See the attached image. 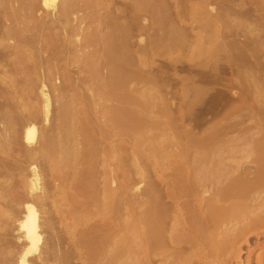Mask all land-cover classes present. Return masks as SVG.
Here are the masks:
<instances>
[{
    "label": "rangeland",
    "instance_id": "obj_1",
    "mask_svg": "<svg viewBox=\"0 0 264 264\" xmlns=\"http://www.w3.org/2000/svg\"><path fill=\"white\" fill-rule=\"evenodd\" d=\"M9 1L0 0V57L2 56L0 79L3 78L4 81L0 80V130L3 133L6 129L4 131L6 134H0L4 136V138L0 136L2 142L6 138L5 143L3 142L5 151L4 148L1 149L2 151L0 150V193L2 194L0 196V264H20L19 261L23 254H26L22 258H25L27 264H141L139 261L141 262V258H143L144 250L140 247L143 246V243H141V227L139 228L140 222L138 221L144 205L142 193L146 181L144 176L152 175L150 176L151 189L163 185H161L162 182L155 179V176L166 168V178L169 173H177L180 170V173H185L183 175H194L196 179L200 176L207 177L205 181L208 180V182L221 179L218 183L222 184L218 185H223L225 180L237 176L238 173L243 174L244 172L246 178H250L259 168L264 169V0H66L67 2L54 0L53 5L56 4V6L49 5L48 9L45 8L46 6H42L40 0H11L12 4ZM61 2L65 6L67 5V9L65 7L66 10L62 12L60 11ZM31 5H36L35 8L40 12L36 9L29 10L34 8ZM12 7L14 14L11 11ZM26 11L29 15L33 12L34 16L27 15ZM72 13H75L76 18L79 16L80 18L74 20ZM53 14L59 18L60 23L53 17ZM43 16L46 17V21L52 18L51 27L50 22L45 21L46 24H43L45 23L44 18H41ZM101 16L103 18H100ZM17 18L21 19L23 24L25 20L24 26L27 27L26 31L24 30V35H22L23 31L22 34L19 32L18 36L12 37V40L14 39L12 41L7 37L10 36L11 27H15L14 23ZM39 18L43 22L38 20V24L36 20ZM93 18H98V20ZM18 19L17 21H19ZM28 20L30 23L26 22ZM115 21H117V25ZM102 22L104 26L101 25ZM124 25L128 27L124 28ZM112 27L113 30H110ZM108 28H110L109 31H107ZM103 31L109 32L112 36L115 34L113 38L110 35L109 46H105L104 40L99 37V35L102 36ZM127 33L128 36H126ZM68 40L70 41L68 42ZM86 40L91 42H86ZM35 42L37 43L35 44ZM22 44L25 49L22 48ZM113 45L117 47L114 48ZM104 46L110 52L105 50ZM43 49L47 51L45 52ZM23 50L34 52L35 58L32 55L33 57L28 61L25 59V61ZM104 50L105 53L107 51L112 55V57L109 56L114 63L106 62L104 61L105 57H100L105 55ZM112 58L116 61H113ZM68 61L69 63H67ZM96 62H101V65L97 64L104 67L101 69H109L114 65L115 68L121 63V68H127L126 70L121 69L124 73L126 71V75L123 76L129 77L128 79L123 77L127 82L124 80L125 82L121 85L122 80H120L117 85H120V88L113 90V85H110L112 84L110 81H113L109 74L110 71L108 74L106 73L108 76L110 75V81L106 80V74L102 75L103 72H100V69L96 78V73L91 72L97 70L94 68L96 64L93 65ZM81 63L89 67L88 70ZM64 64L65 66L69 64V67H65ZM91 65L94 66L92 70H90ZM118 66L116 68L120 67ZM64 67L68 71L64 70ZM114 68L112 69L114 70ZM22 69L26 72H23ZM32 69L33 71L37 69L35 71L38 74L32 73ZM44 70L52 71L50 72L52 73L51 79H49L48 72L46 73ZM74 70L75 72H73ZM58 71L59 74H57ZM64 71H66L65 74ZM114 72L117 73V70ZM114 72L112 71V73ZM4 73L7 75L4 76ZM119 74L121 75L120 72ZM73 75L76 76L69 79V76ZM79 75L82 81L78 78ZM10 76L13 80L10 79ZM103 78L105 82L102 80ZM10 80L11 82H8ZM49 83L51 84L49 85ZM108 89H112V93H107ZM30 94L32 95L30 96ZM59 94L60 97L62 96L61 99L57 97ZM124 94L127 98L130 96V100L128 99L131 101L130 103L128 100H124L126 98H123ZM141 94L145 96L142 99L139 98ZM52 95L54 96L52 97ZM72 95L75 99L71 97ZM152 95L154 96L152 97ZM61 100L62 102H60ZM123 101H128L129 105H127L128 103L124 104ZM24 103L28 106L26 107ZM103 112L106 113L103 115ZM105 114L107 115L105 116ZM62 118L63 120H61ZM72 121L76 122L75 124L78 123L81 129L90 131L91 134L88 135L89 131L85 132L82 129L81 135L84 136L82 140L93 139L89 142L86 140L88 145L90 144L89 154L93 147L97 153L93 149V154L90 155L93 157L91 161L93 160L95 166L92 165L94 169L92 168V175H90L91 180L88 176L91 173V169L88 172L89 168L86 172L83 169H73L74 167L71 165H69L70 169L69 166L59 171L53 169L55 150L58 148L56 149L57 144L52 142L57 143L60 140L65 143L66 139L69 140L65 135L60 134L65 137L64 139L58 134L63 133ZM26 125L35 130L32 140H27L24 137ZM104 132L108 137L104 136L106 135ZM8 140L9 143H7ZM60 142H58V146ZM69 142L71 141L67 143ZM47 145L51 146L48 148L49 150L46 149ZM102 146L107 151L102 150ZM50 149H52L51 152ZM40 150L42 152L44 150V154L42 152L40 154ZM180 151L181 154H178ZM182 160L189 161L186 163L188 168L174 166V162H183ZM162 163L166 165L164 166ZM235 163H238L239 167ZM213 164L215 165L213 166ZM58 172L59 174L56 175ZM73 172L75 174L78 172V176H80L79 179L74 177L76 182L74 179L72 180ZM67 176L72 178L68 177L67 179ZM84 177L85 179H83ZM60 180L64 189L67 185L66 190L67 188L68 191L72 189L73 193L75 192L79 196L78 201L82 199L81 201L84 200L86 203H82V205L77 202L78 207L76 202L69 204V199L65 196L72 192L65 190L64 196V192L62 193L64 189L59 190L62 184ZM56 181H59L56 185L59 189L55 188ZM215 181H213L214 184ZM209 183L211 184V182ZM85 184L88 188L84 187ZM107 186L111 189L110 193L107 192ZM26 187L29 189L26 190ZM103 188H106V191ZM198 188L202 189V185ZM262 188L260 189L264 191V185ZM87 189L92 191L87 192ZM200 189L197 191H202ZM93 192L96 194L95 196H93ZM88 193L93 194L91 196L94 199ZM84 194L89 195V198ZM104 194H111L112 200L110 201L113 203L108 202L111 197L107 198ZM262 194L264 195V192ZM27 195L32 199L31 201ZM69 195L68 198L71 196ZM153 195L156 194H152V197ZM25 199L26 203L30 201L27 205L30 204L31 207L33 205L32 208L37 214V232L40 235L36 249L27 253L28 240L23 237L24 233L18 227L19 221H16L19 220L18 217L22 218L26 212V207L23 208L26 206V203L23 202ZM62 199L67 200L68 203ZM105 201L108 204H105ZM141 204L143 205L141 206ZM118 206H122L123 209ZM261 240L264 241V236L250 235L248 245L243 246L245 252L242 253V257L246 256V251L253 245L252 243Z\"/></svg>",
    "mask_w": 264,
    "mask_h": 264
},
{
    "label": "bare ground",
    "instance_id": "obj_2",
    "mask_svg": "<svg viewBox=\"0 0 264 264\" xmlns=\"http://www.w3.org/2000/svg\"><path fill=\"white\" fill-rule=\"evenodd\" d=\"M8 1V0H7ZM11 1V0H10ZM9 1V2H10ZM32 1V0H31ZM38 1V0H37ZM41 1V3L43 4L42 6H46L45 8L46 9H48V7H49V5L51 6V5H53V1L54 0H40ZM39 1V2H40ZM61 1V0H60ZM69 1V0H68ZM63 2V1H62ZM62 2L60 3L61 5H60V11L62 12V11H65L66 9H67V5L65 6V4H62ZM65 2H67L66 0H65ZM5 3H6V1H5ZM11 4L13 3V2H10ZM35 3V2H34ZM33 3V4H34ZM38 3V2H37ZM52 3V4H51ZM59 3V2H58ZM139 3V2H138ZM1 4V3H0ZM7 4V3H6ZM19 4V3H18ZM32 4V3H31ZM67 4V3H66ZM74 4V3H73ZM78 4V3H77ZM7 5H9V4H7ZM6 5V6H7ZM84 5V4H83ZM141 5V4H140ZM140 5H139V7H140ZM11 6V5H10ZM10 6H8L9 8H11ZM13 6V5H12ZM30 6V5H29ZM31 6H34V5H31ZM36 6V5H35ZM35 6H34V8L32 7L31 9H29V10H31L32 11V9L34 10V9H36L35 8ZM40 6H41V4H40ZM41 6V7H42ZM53 6H56V4H54ZM52 6V7H53ZM70 6V5H69ZM71 6H73V5H71ZM87 6V5H86ZM92 6V5H91ZM22 7V6H21ZM28 7V6H27ZM65 7H66V9H65ZM75 7V6H74ZM73 7V8H74ZM89 7V6H88ZM96 7V6H95ZM249 7H250V5H249ZM7 8V7H6ZM101 8V7H100ZM16 9V8H15ZM26 9V8H25ZM88 9V8H87ZM86 9V11H88ZM104 9V8H103ZM140 9V8H139ZM7 10V9H6ZM20 10V9H19ZM36 10H38V9H36ZM73 10V9H72ZM93 10V9H92ZM12 13H13V7H12ZM28 11V10H27ZM27 11H26V14L27 15H29L28 13H27ZM30 11V12H31ZM39 11V10H38ZM59 11V10H58ZM71 11V10H70ZM74 11V10H73ZM97 11V10H96ZM17 12V11H16ZM23 12V11H22ZM37 12V11H36ZM40 12V11H39ZM57 12V11H56ZM55 12V13H56ZM60 12V13H61ZM72 12V11H71ZM91 12V11H90ZM111 12V11H110ZM15 13V12H14ZM13 13V14H14ZM18 13V12H17ZM33 13V12H32ZM32 13H30V15H32ZM43 13V12H42ZM58 13V12H57ZM76 13V12H75ZM75 13L73 14V17H74V20H78V18H80V16L78 17V18H76V15H75ZM92 13V12H91ZM107 13V12H106ZM138 13V12H137ZM50 14V13H49ZM49 14H46V15H49ZM89 14V13H88ZM99 14V13H98ZM102 14V13H101ZM100 14V15H101ZM21 15V14H20ZM19 15V16H20ZM29 15V16H30ZM43 15V14H42ZM45 15V14H44ZM57 15V14H56ZM58 15H59V13H58ZM75 15V16H74ZM259 15V14H258ZM32 16H34V14L32 15ZM40 16V15H39ZM70 16V15H69ZM68 16V17H69ZM93 16H94V14H93ZM120 16V15H119ZM21 17V16H20ZM24 17V16H23ZM53 17H55L54 16V14H53ZM66 17V16H65ZM71 17V16H70ZM84 17H85V15H84ZM94 17H96V16H94ZM12 18V17H11ZM14 18V17H13ZM16 18V17H15ZM14 18V19H15ZM26 18V17H25ZM38 18V17H37ZM42 19L44 18V16L43 17H41ZM47 18H48V16H47ZM50 18V17H49ZM56 18V17H55ZM54 18V19H55ZM100 18H103V16H101ZM18 19V18H17ZM17 19H16V24L14 23V25H15V27H11V29H10V36L9 37H7V38H10V40H12V37H14V36H18L19 35V32H21V34H22V31H23V34L22 35H24V30L26 31V27L24 26V24H26L25 23V20H24V24H23V21L21 20L22 19V17H21V19H18L19 21H17ZM32 19H33V17H32ZM31 19V20H32ZM51 19L52 18H50V19H48L47 21H46V17L43 19L44 20V22L46 21V22H50L49 24H50V27H51V23L53 22V21H51ZM56 19H58V21H59V18H56ZM70 19V18H69ZM73 19V18H72ZM93 19H96V18H93ZM11 20H13V19H11ZM38 20H40V18L39 19H37L36 21H38ZM80 20V19H79ZM87 20H88V17H87ZM96 20H98V18L96 19ZM95 20V21H96ZM122 20V19H121ZM236 20V19H235ZM14 21V20H13ZM41 21V20H40ZM55 21V20H54ZM70 21V20H69ZM73 21V20H72ZM81 21H82V18H81ZM92 21V20H91ZM100 21H101V19H100ZM123 21V20H122ZM5 23H8V22H6V21H4ZM26 22H29V20L28 21H26ZM41 22H43V21H41ZM46 22L45 23H43L44 25L46 24ZM61 21H59V23H60ZM65 22V21H64ZM68 22V21H67ZM75 22V21H74ZM79 22V21H78ZM78 22H76L77 24H78ZM89 22V21H88ZM93 22V21H92ZM116 22V25H117V21H115ZM137 22V21H136ZM255 22V21H254ZM30 23V22H29ZM32 23H34V22H32ZM32 23H31V25H32ZM81 23V22H80ZM84 23H86V22H84ZM98 23V22H97ZM106 23V22H105ZM108 23V22H107ZM127 23V22H126ZM4 24V23H3ZM38 24H39V21H38ZM42 24V25H43ZM48 24V25H49ZM66 24V23H65ZM74 24V23H73ZM113 24V23H112ZM12 25H13V23H12ZM35 25H37V24H35ZM80 25H82V24H80ZM86 25V24H85ZM90 25V24H89ZM88 25V26H89ZM101 25H103V22L101 23ZM106 25V24H105ZM114 25V24H113ZM112 25V26H113ZM115 25V26H116ZM127 25V24H126ZM25 28H24V27ZM28 26H30L29 24H28ZM34 26V25H33ZM40 26V25H39ZM47 26V25H46ZM66 26H68V25H66ZM104 26V25H103ZM111 26V25H110ZM119 26V25H118ZM135 26V25H134ZM6 27H8V26H6ZM38 27V26H37ZM45 27V26H44ZM49 27V28H50ZM80 27V26H79ZM91 27H93L94 28V26H91ZM95 27H96V25H95ZM124 28H127L128 26H126L125 27V25L123 26ZM20 28V29H19ZM29 28V27H28ZM33 28V27H32ZM34 28H35V26H34ZM60 28V27H59ZM64 28V27H63ZM67 28V27H66ZM74 28V27H73ZM72 28V29H73ZM78 28V27H77ZM102 28V27H101ZM111 28V27H110ZM110 28H108L107 29V31H109V29ZM36 29V28H35ZM43 29V28H42ZM52 29V28H51ZM80 29V28H79ZM103 29V28H102ZM116 29V28H115ZM2 30V29H1ZM6 30V29H5ZM30 30V29H29ZM29 30H28V32H29ZM41 30V29H40ZM39 30V31H40ZM48 30V29H47ZM110 30H113V27H112V29H110ZM124 31H125V29H123ZM127 30V29H126ZM32 31V30H31ZM70 31V30H69ZM75 31V30H74ZM115 31H117V30H115ZM114 31V32H115ZM5 32V31H4ZM49 32H51V31H49ZM56 32V31H55ZM54 32V33H55ZM96 32V31H95ZM99 32H101L100 30H99ZM98 32V33H99ZM111 32V31H110ZM125 32H127V31H125ZM125 32H123V33H125ZM7 33V32H6ZM9 33H7L8 35H9ZM33 33H34V31H33ZM41 33V32H40ZM61 33V32H60ZM75 33V32H74ZM97 33V35H99ZM21 34H20V37H22L21 36ZM57 34V33H56ZM75 34H77V33H75ZM91 34V33H90ZM95 34V33H94ZM117 34V33H116ZM1 35V34H0ZM33 35V34H32ZM44 35V34H43ZM46 35V34H45ZM44 35V36H45ZM50 35V34H49ZM53 35V34H52ZM68 35V34H67ZM82 35V34H81ZM111 34H109V32H105V31H103V34H102V36H100L99 35V37L101 38V39H103L104 40V43L106 44L105 46H109L108 44H109V42H110V38H111V36H110ZM115 35V34H114ZM113 35V36H114ZM119 35V34H118ZM120 35H122V34H120ZM142 35V34H141ZM7 36V35H6ZM61 36V35H60ZM75 36V35H74ZM79 36H80V34H79ZM91 36V35H90ZM113 36H112V38H113ZM126 36H128V33H127V35ZM126 36H124V37H126ZM235 36V35H234ZM27 37V36H26ZM43 37V36H42ZM70 37V36H69ZM68 37V38H69ZM75 37H77V35L75 36ZM84 37V36H83ZM116 37V36H115ZM255 37V36H254ZM24 38V37H23ZM30 37H28V39H29ZM35 38V37H34ZM38 38V37H37ZM44 38V37H43ZM80 38V37H79ZM79 38H78V40H79ZM89 38V37H88ZM117 38V37H116ZM126 38H128V37H126ZM260 38V37H259ZM27 39V38H26ZM47 39V38H46ZM46 39H45V42H46ZM92 39V38H91ZM129 39V38H128ZM10 40H9V42H10ZM14 40V39H13ZM12 40V41H13ZM24 41H26L27 42V40H25V39H23ZM29 40H31V38L29 39ZM83 40H84V38H83ZM102 40V41H103ZM48 41V40H47ZM70 40H68V42H69ZM82 41V40H81ZM87 41H90V40H86V42ZM15 42V41H14ZM17 42H18V40H17ZM20 42H22V41H20ZM91 42V41H90ZM257 42V41H256ZM23 43V42H22ZM37 42H35V44H36ZM59 43V42H58ZM31 44V43H30ZM34 44V43H33ZM69 44V43H68ZM71 44V43H70ZM97 44V43H96ZM7 45V44H6ZM14 45V44H13ZM29 45V44H28ZM47 45V44H46ZM64 45V44H63ZM72 45V44H71ZM70 45V46H71ZM81 45H82V43H81ZM86 45V44H85ZM38 46V45H37ZM44 46V45H43ZM92 46V45H91ZM104 46V49L105 50H108L109 51V49L107 48V47H105ZM111 46H112V44H111ZM110 46V47H111ZM19 47V46H18ZM24 46H23V44H22V48H23ZM39 47V46H38ZM41 47H42V45H41ZM48 47V46H47ZM85 47V46H84ZM88 47V46H87ZM113 47H114V45H113ZM115 47H117V46H115ZM114 47V48H115ZM12 48V47H11ZM14 48V47H13ZM21 48V49H22ZM34 48H35V46H34ZM86 48V47H85ZM84 48V49H85ZM4 49H6V48H4ZM19 49H20V47H19ZM19 49H18V52H19ZM24 49H25V47H24ZM37 49V48H36ZM46 49V48H45ZM45 49H43L44 51H45ZM64 49V48H63ZM15 50H17V49H15ZM39 50V49H38ZM41 50V49H40ZM93 50V49H92ZM92 50H90V51H92ZM105 50H104V53H105ZM113 50H115V49H113ZM125 50V49H124ZM30 51V50H29ZM29 51H27V50H23V59L25 60V59H27V61H28V59H30L31 57H33L34 55H33V53L34 52H29ZM33 51V50H32ZM47 51V50H46ZM45 51V52H46ZM63 51V50H62ZM101 51V50H100ZM116 51V50H115ZM39 52V51H38ZM110 52V51H109ZM9 53V52H8ZM21 53V52H20ZM36 53V52H35ZM40 53V52H39ZM39 53H37V54H39ZM43 53V52H42ZM41 53V54H42ZM103 53V52H102ZM103 53V54H104ZM107 53V54H106ZM106 53H105V55H102V56H100V57H105V60L104 61H106V62H112L111 60H110V58L112 57V55H110V54H108V52L106 51ZM41 54H39V55H41ZM43 54H45V53H43ZM47 54V53H46ZM77 54V53H76ZM82 54V53H81ZM95 54H97V53H95ZM114 54V53H113ZM118 54V53H117ZM33 55V56H32ZM60 55V54H59ZM68 55V54H67ZM72 55V54H71ZM78 55V54H77ZM111 57H110V56ZM119 55H121V54H119ZM136 55V54H135ZM76 56V55H75ZM116 56V55H115ZM2 57V56H1ZM1 57H0V60H2L1 59ZM42 57V56H41ZM60 57V56H59ZM85 57V56H84ZM95 58H96V55L94 56ZM93 57V58H94ZM120 57V56H119ZM34 58H35V56H34ZM37 58V57H36ZM61 58H62V56H61ZM77 58V57H76ZM114 58V57H113ZM113 58H112V60H113ZM116 58V57H115ZM42 59V58H41ZM72 59V58H71ZM100 59V58H99ZM20 60V59H19ZM32 60V59H31ZM30 60V61H31ZM76 60V59H75ZM94 60V59H93ZM119 60V59H118ZM121 60V59H120ZM26 61V60H25ZM36 62H38L37 60H35ZM73 62H74V60H72ZM78 61V60H77ZM96 61H98V60H96ZM113 61H116V60H113ZM42 62H43V60H42ZM41 62V63H42ZM92 62H95V61H92ZM3 63V62H2ZM28 64H29V62H27ZM47 63V62H46ZM67 63H69V61L67 62ZM74 63H76V62H74ZM86 63V62H85ZM100 63V65H101V62H96V63H93V65L95 66V64H96V66H97V68H96V66L94 67L93 65H91L92 66V68L90 69V70H92L93 69V67L95 68V69H97V70H95V71H91L92 73L94 72V73H96L95 74V78H96V76H98L99 74L97 73V72H99L98 70L100 69V72L102 71L103 73H101L102 75L105 73H107L108 74V71H110L111 73H109L110 75H111V79H113V81L111 80L110 81V75L108 76L107 74L105 75L107 78H106V80L108 79L112 84H110V85H113L112 86V89L113 90H116L117 88L119 89L120 88V85L119 86H117L119 83H120V80H122L121 82V85H123V83L126 81V79H128L129 77H126V76H123V75H126L125 73H126V71H125V73L122 71V70H126V69H123V68H121V66H120V64H119V68H114V66L113 67H111V68H109V67H107V68H109V69H106V71H105V69H101V68H104L103 66L102 67H100L99 65H97V64H99ZM112 63H114V62H112ZM117 63V62H116ZM119 63V62H118ZM17 64V63H16ZM18 64H20V63H18ZM63 64V63H62ZM82 64V63H81ZM84 64V63H83ZM82 64V65H83ZM92 64V63H91ZM105 64H107V63H105ZM126 64V63H125ZM22 65V64H21ZM41 65V64H40ZM40 65H38V66H40ZM44 65V64H43ZM42 65V66H43ZM71 65V64H70ZM86 65V64H85ZM89 65H90V62H89ZM102 65H103V63H102ZM108 65V64H107ZM128 65V64H127ZM64 66H65V64H64ZM68 67H69V64L67 65ZM67 66H65V67H67ZM72 66V65H71ZM75 66V65H74ZM80 66V65H79ZM84 66V65H83ZM90 66V67H91ZM112 66V65H111ZM64 67V68H65ZM84 67H87V66H84ZM99 67V68H98ZM125 67V66H124ZM9 68V67H8ZM64 68H62V69H64ZM78 68V67H77ZM88 68L89 67H87V70H88ZM112 68H114V70L112 69ZM15 69V68H14ZM20 69V68H19ZM47 69V68H46ZM79 69V68H78ZM114 72V71H116L117 70V73L116 72H114V73H112V71ZM116 69V70H115ZM122 71H120V70ZM1 70V69H0ZM21 70V69H20ZM19 70V71H20ZM29 70H31V69H29ZM36 71H37V69H35ZM34 70V71H35ZM64 70H67L66 68L64 69ZM70 70L72 71V69H71V67H70ZM77 70V69H76ZM104 70V71H103ZM118 70H119V72L121 73V75L119 74V72H118ZM3 71H4V69H3ZM18 71V72H19ZM22 71L24 72L25 70H23L22 69ZM21 71V72H22ZM32 71H33V69H32ZM32 72V73H35L36 75L38 74V73H36V71L35 72ZM45 71V70H44ZM68 71V70H67ZM82 71V70H81ZM197 71V70H196ZM20 72V73H21ZM26 72V71H25ZM46 72V71H45ZM47 72H48V74H49V79H51V77H52V73H50V72H52V71H50V70H47ZM46 72V73H47ZM61 72H63V71H61ZM60 72V73H61ZM65 72L66 71H64V74H65ZM73 72H75V70L73 71ZM90 72V71H89ZM99 72V73H100ZM54 73V72H53ZM68 73V72H67ZM77 73V72H76ZM83 73V72H82ZM88 73V72H87ZM123 73V74H122ZM201 73V72H200ZM5 74V73H4ZM3 74V75H4ZM19 74V73H18ZM28 74V73H27ZM42 74V73H41ZM50 74H51V76H50ZM57 74H59V71H58V73ZM69 74H72V73H70L69 72ZM91 74V73H90ZM7 74H5L4 76H6ZM21 75V74H20ZM36 75H34L35 77H37ZM61 75V74H60ZM78 75V74H77ZM87 75V74H86ZM195 75V74H194ZM9 76V75H8ZM7 76V77H8ZM45 76H48V75H45ZM65 76V75H64ZM67 76V75H66ZM76 76V75H75ZM74 75L72 76V77H70L69 76V79L70 78H73V77H75ZM90 76V75H89ZM89 76H88V79H89ZM92 76V75H91ZM94 76V75H93ZM92 76V77H93ZM104 76V77H105ZM128 76V75H127ZM11 77V76H10ZM17 77V76H16ZM21 77V76H20ZM19 77V78H20ZM29 77V76H28ZM33 77V76H32ZM80 77V75L78 76V78ZM87 77V76H86ZM109 77V78H108ZM126 78V79H124V78ZM142 77V76H141ZM9 78V77H8ZM7 78V79H8ZM39 78V77H38ZM45 79H46V77H44ZM55 78V77H54ZM68 78V77H67ZM155 78V77H154ZM3 79V78H2ZM2 79H0V80H2ZM11 80H13L12 79V77L10 78ZM53 79V78H52ZM75 79V78H74ZM73 79V80H74ZM80 79V78H79ZM83 79V78H82ZM99 79V78H98ZM139 79V78H138ZM142 79H144V78H142ZM11 80L10 81H8V82H11ZM19 80V79H18ZM23 80V79H22ZM37 80V79H36ZM72 80V79H71ZM76 80V79H75ZM81 80V79H80ZM94 80H96V79H94ZM100 80V79H99ZM102 80H104V78L102 79ZM125 80V81H124ZM201 80V79H200ZM3 81V80H2ZM55 81H56V79H55ZM82 81V80H81ZM101 81V80H100ZM1 82V81H0ZM4 82V81H3ZM7 82V83H8ZM13 82V81H12ZM22 82V81H21ZM54 82V81H53ZM104 82H105V80H104ZM108 82V81H107ZM127 82V81H126ZM25 83H27V82H25ZM52 83V82H51ZM51 83H49V85L51 84ZM60 83V82H59ZM79 83V82H78ZM77 83V84H78ZM101 83V82H100ZM113 83H115V84H113ZM35 84V83H34ZM42 84V83H41ZM53 84V83H52ZM67 84V83H66ZM10 85H11V83H10ZM27 85V84H26ZM29 85V84H28ZM54 85V84H53ZM109 85V84H108ZM115 85V86H114ZM5 86V85H4ZM45 86V85H44ZM60 86V85H59ZM17 87V86H16ZM26 87V86H25ZM38 87V86H37ZM47 87V86H46ZM49 87V86H48ZM105 87V86H104ZM107 87V86H106ZM109 88H111V86H108ZM115 87V88H114ZM151 87V86H150ZM12 88H14V86L12 85ZM45 88V87H44ZM53 88V87H52ZM18 89V88H17ZM31 89V88H30ZM41 89V88H40ZM49 89H51V88H49ZM107 89V88H106ZM112 89H108L109 91H107V90H105V91H107V93L108 92H110V93H112ZM166 89V88H165ZM54 90H56V89H54ZM76 90H77V87H76ZM7 91V90H6ZM48 91V90H47ZM62 91V90H61ZM63 91H64V89H63ZM23 92H24V90H23ZM26 92H28V91H26ZM34 92V91H33ZM41 92V91H40ZM48 92H50V91H48ZM120 92H122V91H120ZM153 92H155V91H153ZM157 92V91H156ZM30 93V92H29ZM31 93H32V90H31ZM36 93H37V91H36ZM52 93H53V91H52ZM55 93L56 94H58L56 91H55ZM66 93V92H65ZM115 93V92H114ZM125 93V92H124ZM138 93H139V91H138ZM20 94V93H19ZM21 94H23V93H21ZM33 94V93H32ZM32 94H30V96L32 95ZM45 94H47V93H45ZM67 94V93H66ZM142 94H143V90H142ZM142 94H141V97H139L140 99H142L143 97H145L144 95L142 96ZM144 94H146V93H144ZM160 94V93H159ZM5 95V94H4ZM7 95V94H6ZM9 95H11V94H9ZM26 95V94H25ZM68 95V94H67ZM109 96L111 95V94H108ZM125 95V94H124ZM147 95V94H146ZM54 95H52V97H53ZM64 96H65V94H64ZM134 96V95H133ZM132 96V97H133ZM149 96H151V95H149ZM154 95H152V97H153ZM157 96V95H156ZM22 97V96H21ZM25 97V96H24ZM34 97V96H33ZM57 97H60V94H59V96H57ZM66 97V96H65ZM70 97V96H69ZM72 98H74L73 97V95L71 96ZM126 97V95L125 96H123V98H125ZM158 97V96H157ZM162 97V96H161ZM30 98V97H29ZM35 98V97H34ZM37 98V97H36ZM62 98V96L59 98V99H61ZM80 98V97H79ZM129 98H130V96H129ZM129 98H125L124 100H128ZM136 98V97H135ZM55 99H56V97H55ZM75 99V98H74ZM121 99V98H120ZM161 99V98H160ZM21 100V99H20ZM19 100V101H20ZM130 100V99H129ZM128 100V101H129ZM22 101V100H21ZM57 101V100H56ZM64 101H65V99H64ZM79 101H80V99H79ZM128 101H126V102H124V104L125 103H128ZM137 101V100H136ZM138 101H139V99H138ZM166 101V100H165ZM164 101V102H165ZM23 102V101H22ZM29 102V101H28ZM28 102H26V103H28ZM58 102V101H57ZM60 102H62V100L60 101ZM60 102H59V104H60ZM73 102H74V100H73ZM84 102V101H83ZM131 101H129V103H130ZM163 102V101H162ZM65 103V102H64ZM63 103V104H64ZM67 103V102H66ZM68 103H69V101H68ZM72 103V102H71ZM129 103L127 104V105H129ZM20 104V103H19ZM23 104V103H22ZM25 104V103H24ZM35 104V103H34ZM77 104V103H76ZM124 104H123V106H124ZM132 104V103H131ZM26 105V104H25ZM33 105V104H32ZM61 105V104H60ZM68 105V104H67ZM107 105V104H106ZM143 105V104H142ZM22 106V105H21ZM24 106V105H23ZM28 105H26V107H27ZM35 106V105H34ZM65 106V105H64ZM126 106V105H125ZM18 107V106H17ZM103 107H105V106H103ZM102 107V108H103ZM108 108H109V105L107 106ZM107 107H105L106 109H107ZM134 107V106H133ZM25 108V107H24ZM76 108V107H75ZM79 107L77 106V109H78ZM123 109H124V107H122ZM162 108V107H161ZM9 109V108H8ZM17 109V108H16ZM18 109H19V107H18ZM17 109V110H18ZM93 109V108H92ZM23 110H25V109H23ZM76 110V109H75ZM79 110V109H78ZM84 110V109H83ZM95 110H96V108H95ZM94 110V111H95ZM101 110H103V109H101ZM100 110V111H101ZM34 111V110H33ZM66 111V110H65ZM77 111V110H76ZM94 111H93V113H94ZM99 111V110H98ZM106 111V110H105ZM108 111V110H107ZM36 112V111H35ZM102 112V111H101ZM100 112V113H101ZM109 112V111H108ZM25 113V112H24ZM71 113V112H70ZM89 113H90V110H89ZM88 113V114H89ZM97 113V112H96ZM99 113V114H100ZM104 113H106V112H103V115H104ZM110 113V112H109ZM21 114V113H20ZM32 114H33V112H32ZM74 114V113H73ZM7 115V114H6ZM16 115V114H15ZM85 115V114H84ZM93 115H96V114H93ZM107 114H105V116H106ZM33 116V115H32ZM34 116H35V114H34ZM64 116H66V115H64ZM100 116V115H99ZM98 116V117H99ZM104 116V117H105ZM109 116V115H108ZM62 117V116H61ZM87 117V116H86ZM94 117V116H93ZM92 117V118H93ZM102 117V116H101ZM24 118V117H23ZM25 119V118H24ZM95 119V118H94ZM61 120H63V118L61 119ZM72 120V119H71ZM74 120V119H73ZM84 120V119H83ZM108 120H109V118H108ZM22 121V120H21ZM78 121V120H77ZM80 121V120H79ZM85 121V120H84ZM107 121V120H106ZM106 121H103V122H106ZM109 121H111V120H109ZM108 121V122H109ZM27 122H29L28 120H27ZM25 123V122H24ZM70 123V122H69ZM74 125H73V124ZM72 123H70L71 125H67V127H66V125H65V127H66V129H64V131H63V133H59L58 135H60V134H63V135H65V137H67V138H69V140L68 139H66L67 140V142L68 141H71V142H69V143H67V142H60V140L58 141V142H60L59 143V146H58V142L57 143H54V141L52 142L53 144H57V147H56V149L57 150H55V148L53 149V150H55L56 151V154H55V158H54V161H53V169L54 170H61V169H65L67 166H69V165H71L72 167H74L73 169H83V170H85V172H86V170L88 169V172H89V170H90V174L88 175V176H90V175H92V168L94 169V163H93V160L91 161V158H93V157H91L90 155L91 154H93V149H94V152L96 151L95 150V148L93 147L92 148V151H91V154H89V152L88 151H90V148H89V146H90V144L88 145V143H87V141L89 142V140H91L90 138H89V140H87L88 138H86L85 139V141L84 140H82V139H84L83 137H82V132L81 131H83V130H85V129H81V127L78 125V123L77 124H75L76 122H73L72 121ZM88 123H89V121H88ZM110 123V122H109ZM23 124V123H22ZM107 124V123H106ZM6 125H7V123H6ZM5 125V126H6ZM31 125V124H30ZM33 125V124H32ZM85 125V124H84ZM12 126V125H11ZM27 126V125H26ZM2 127H4V126H2ZM10 127V126H9ZM0 128H1V126H0ZM5 128V127H4ZM8 128V127H7ZM12 128H13V126H12ZM27 128V129H26ZM63 128H64V126H63ZM3 129V128H2ZM16 129V128H15ZM25 135H24V137H26V139L27 140H32L33 138H34V136H35V130H34V128H32L31 126H27V127H25ZM88 129V128H87ZM4 130V129H3ZM6 130V129H5ZM4 130V131H5ZM59 130H60V128H59ZM3 131V133L4 134H6V132H4ZM13 131V130H12ZM61 131H62V128H61ZM60 131V132H61ZM89 131V130H88ZM88 131H86L85 130V132H88ZM193 131V130H192ZM9 132H11V131H9ZM59 132V131H58ZM105 132H106V130H105ZM104 132V133H105ZM2 132H1V130H0V134H1ZM2 133V134H3ZM89 133H90V131L88 132V135H89ZM103 133V134H104ZM107 133H108V130H107ZM1 134V135H2ZM86 134V133H85ZM91 134V133H90ZM106 134V133H105ZM0 135V136H1ZM13 135V134H12ZM63 135H60L61 136V138L63 137ZM83 135H84V133H83ZM87 135V136H88ZM104 136H106V137H108L107 136V134L106 135H104ZM1 137H3L4 138V136H1ZM0 137V150L2 149V148H4V151H5V145H3L5 142V140H6V138H5V140L2 142V138ZM5 137H6V135H5ZM65 137H63L64 139H65ZM86 137V136H85ZM11 138V137H10ZM60 138V139H61ZM94 138V137H93ZM9 139V138H8ZM15 139V138H14ZM104 140H105V138H103ZM87 140V141H86ZM107 140H108V138H107ZM56 141V140H55ZM83 141V142H82ZM92 141H93V139H92ZM103 143L105 142V141H102ZM101 142V143H102ZM7 143H9V140H8V142ZM49 143V142H48ZM261 143V142H260ZM97 144V143H96ZM110 144V143H109ZM94 145H95V142H94ZM99 145V144H98ZM103 145V144H102ZM106 145V144H105ZM187 145V144H186ZM204 145V144H203ZM4 146V147H3ZM12 146V145H11ZM45 146V145H44ZM104 146V145H103ZM102 146V150L104 149V151H107V149L106 148H104ZM195 146V145H194ZM201 146V145H200ZM258 146V145H257ZM6 147H8V146H6ZM51 147V146H50ZM50 147H48V145H47V148L46 149H48V148H50ZM101 147V146H100ZM106 147V146H105ZM182 147V146H181ZM196 147V146H195ZM10 148V147H9ZM45 148V147H44ZM110 148V147H109ZM188 148V147H187ZM191 148V147H190ZM52 149H50V152L52 151ZM106 149V150H105ZM3 150V149H2ZM1 150V151H2ZM8 150V149H7ZM31 150V149H30ZM29 150V151H30ZM49 150V149H48ZM183 150V149H182ZM181 150V151H182ZM0 151V152H1ZM47 151V150H46ZM54 151V152H55ZM103 151V152H104ZM181 151H180V153H178V154H181ZM10 152V151H9ZM35 152H36V150H35ZM41 150H40V154H41ZM43 152H44V150H43ZM42 152V154H44ZM53 152V153H54ZM87 153V155H86V153ZM101 152V151H100ZM110 152H111V150H110ZM4 153V152H3ZM25 153V152H24ZM96 153V152H95ZM95 153H94V155H95ZM31 154H33V153H31ZM45 154H48V152L46 153L45 152ZM97 154V153H96ZM109 154V153H108ZM183 154V153H182ZM26 155H28V154H26ZM37 155V154H36ZM109 155H111V154H109ZM44 156V155H43ZM93 156V155H92ZM104 156V155H103ZM54 157V156H53ZM94 157H97V156H94ZM107 157V156H106ZM51 158V157H50ZM100 158V157H99ZM185 158V157H184ZM236 158V157H235ZM241 158V157H240ZM47 159V158H46ZM98 159V158H97ZM103 159V158H102ZM195 160V159H194ZM230 160V159H229ZM241 160V159H240ZM96 161H98V160H96ZM106 161V160H105ZM104 161V162H105ZM183 161V160H182ZM187 161V160H186ZM196 161V160H195ZM226 161V160H225ZM236 161V160H235ZM243 161V160H242ZM95 162V161H94ZM102 162V161H101ZM112 162V161H111ZM137 162V161H136ZM185 161H183V162H174V166H176V167H189V166H187V164L186 163H189V161H187V162H185ZM202 162V161H201ZM200 162V163H201ZM96 163V162H95ZM109 163H110V161H109ZM161 163V162H160ZM164 163V162H163ZM162 163V164H163ZM168 163H170V162H168ZM196 164H197V162H195ZM220 163V162H219ZM50 164V163H49ZM97 164V163H96ZM104 164V163H103ZM236 165H237V167H239L238 166V163H235ZM92 165L94 166V167H92ZM102 165V164H101ZM107 165H109V164H107ZM113 165V164H112ZM112 165H110L111 167H113ZM164 165V164H163ZM166 165V164H165ZM164 165V166H165ZM172 165V164H171ZM198 165V164H197ZM215 164H213V166H214ZM220 165V164H219ZM222 165V164H221ZM234 165V164H233ZM232 165V166H233ZM253 165V164H252ZM255 165V164H254ZM257 165H259V164H257ZM43 166V165H42ZM52 166V165H51ZM105 166H106V164H105ZM163 166V168H165ZM227 166V165H226ZM231 166V165H230ZM235 166V165H234ZM249 166V165H248ZM262 166V165H261ZM22 167V166H21ZM91 167V168H90ZM161 167V166H160ZM171 167V166H170ZM191 167V166H190ZM199 167V166H198ZM216 167V166H215ZM221 167V166H220ZM69 169H70V166L68 167ZM109 168V167H108ZM142 168V167H141ZM186 168V169H187ZM194 168H196V167H194ZM235 168V167H234ZM254 168V167H253ZM256 168V167H255ZM264 168V167H263ZM52 169V170H53ZM104 169H106V168H104ZM103 169V170H104ZM111 169V168H110ZM167 169V168H166ZM165 169V170H166ZM184 169V168H183ZM201 169V168H200ZM203 169H204V167H203ZM210 169V168H209ZM236 169V168H235ZM239 169V168H238ZM260 169V168H259ZM258 169V171L254 174L253 173V176H252V174H251V176L252 177H250V178H246V176H245V174H244V172H243V174H239L238 173V175L237 176H235V177H231V178H233V179H231V178H228L227 180H225L226 182H225V184H223V185H218L219 183L220 184H222L221 182H219L218 183V181L219 180H221V179H219V180H217V181H215V180H213V181H215L216 183L214 184L213 183V181L212 180H210L209 182H211V184L208 182V180H206L205 181V179L207 178V177H197V179L194 177V175L193 176H191V175H189L188 174V176H187V174H186V176L185 175H183V174H185V173H180V170H178L179 172H177V173H174V172H171V173H169V175H170V177H169V175L167 176V178L165 177L166 175V172H165V170L163 169L160 173H158V175H156L155 176V179H157L158 181H160V182H162L161 183V187H154V189L152 188L151 189V187H150V185H151V178H150V176H152V175H146V176H144L145 178H146V181L144 182V186H143V188H142V193H143V195H144V201H143V204H141V206L143 205V210L141 211L142 213L140 214V217H139V221L138 222H140L139 224H140V226H139V228L141 229L140 230V235H141V238H142V241H141V243H143V246L141 245L140 247L141 248H143V258H141V262L139 261V263H141V264H264V241H257V242H254V243H252L253 245L252 246H250L248 249H247V253H246V256L245 257H242V253H244L245 251H244V248H243V246L244 245H248L247 243H248V237H250V235L252 236L253 234L254 235H256L257 237H259V236H264V195L262 194V192H264L262 189V187H263V185H264V169L263 170H259ZM141 170H143V169H141ZM195 170V169H194ZM193 170V171H194ZM211 170V169H210ZM219 170V169H218ZM77 171V170H76ZM79 171V170H78ZM94 171V170H93ZM96 171V170H95ZM98 171V170H97ZM108 171V170H107ZM110 171H112V170H110ZM175 171H177V170H175ZM184 171V170H183ZM197 171V170H196ZM199 171V170H198ZM212 171V170H211ZM233 171V170H232ZM52 172V171H51ZM186 172V171H185ZM205 172V171H204ZM238 172V171H237ZM242 172V171H241ZM74 174H71V176L73 177H69V176H67V179H68V177L69 178H72V180L74 179V177H76V178H78L79 179V177L80 176H78V172H76V174H75V172H73ZM81 173V172H80ZM108 173V172H107ZM215 173H216V171H215ZM219 173V172H218ZM225 173V172H224ZM223 173V174H224ZM51 174V173H50ZM57 174H59V172L58 173H56V175ZM85 174V173H84ZM95 174V173H94ZM104 174V173H103ZM181 174V175H180ZM207 174H209L208 172H207ZM55 175V174H54ZM62 175V174H61ZM69 175V174H68ZM75 175H77V176H75ZM143 175V174H142ZM179 175V176H178ZM212 175V174H211ZM210 175V176H211ZM217 175V174H216ZM215 175V176H216ZM231 175V174H230ZM63 176V175H62ZM82 177H83V175H81ZM84 176H86V174L84 175ZM101 176V175H100ZM104 176V175H103ZM106 176H109V175H107L106 174ZM105 176V177H106ZM58 177H59V175H58ZM65 177H66V175H65ZM168 177H169V179H168ZM61 178V177H60ZM75 178V179H76ZM107 178V177H106ZM181 178H183V179H181ZM204 178V179H203ZM214 178V177H213ZM219 178V177H218ZM225 178V177H224ZM63 179V178H62ZM74 179V181L76 182V180ZM81 179V178H80ZM83 179H85V177L83 178ZM89 179V178H88ZM109 179V178H108ZM181 179V180H180ZM192 179H195V180H192ZM209 179V178H208ZM230 179V180H229ZM39 180V179H38ZM82 180V179H81ZM81 180H80V182H81ZM90 180H91V176H90ZM111 180V179H110ZM145 180V179H144ZM143 180V181H144ZM36 181H37V179H36ZM62 181H64V180H62ZM84 181H87V180H84ZM83 181V182H84ZM94 181V180H93ZM103 181H105L104 179H103ZM224 181V180H223ZM68 182V181H67ZM78 183H80L79 181H77ZM205 182H207V183H205ZM31 184H32V182H30ZM58 183H59V181L57 182L56 181V184H55V188H58V187H56V185H58ZM60 183H62L61 182V180H60ZM72 183V182H71ZM77 183V184H78ZM90 183V182H89ZM154 183V182H153ZM200 185H199V184ZM37 184V183H36ZM53 184V183H52ZM75 184V183H74ZM91 184H92V181H91ZM91 184H88V185H91ZM143 184V183H142ZM198 184V185H197ZM62 185H63V183L61 184V186H60V191L62 190V189H64V187H62ZM70 185V184H69ZM72 185V184H71ZM79 185V184H78ZM95 185V184H94ZM200 186L201 187V185H202V189H200V188H196V186ZM25 186V185H24ZM53 186V185H52ZM64 186V185H63ZM75 186H76V184H75ZM81 186V185H80ZM92 186V185H91ZM103 186V185H102ZM154 186V185H153ZM262 186V187H261ZM2 187V186H1ZM28 187V186H27ZM26 187V190H28L29 188H27ZM54 187V186H53ZM52 187V188H53ZM66 187H68L67 185L65 186V189L64 190H62V193L64 192V196H65V192L66 191H68V188H67V190H66ZM70 187V186H69ZM77 187V186H76ZM81 187H83V186H81ZM85 188L87 187L88 188V186H86V184H85V186H84ZM83 187V188H84ZM95 187V186H94ZM6 188V187H5ZM48 188V187H47ZM55 188H54V190H55ZM62 188V189H61ZM79 188V187H78ZM85 188H84V190H85ZM91 188V187H90ZM93 188V187H92ZM96 188V187H95ZM107 188V192H109V190H111L108 186L106 187ZM106 188H103L105 191H106ZM260 188H262V189H260ZM199 189L200 190H202V191H200V192H202V193H200V192H198L199 191ZM58 190V191H59ZM66 190V191H65ZM154 190V191H153ZM198 190V191H197ZM69 191H70V189H69ZM68 191V192H69ZM78 191V190H77ZM89 190L87 189V192H88ZM90 191H92V190H90ZM89 191V192H90ZM97 191V190H96ZM101 191V190H100ZM104 191V192H105ZM151 191H153V192H151ZM26 192V191H25ZM70 192H72L70 195L69 194H66L67 196H65L67 199H69V204H70V202H76V204H77V207H78V203L80 202L81 204L82 203H86V201H81L80 199H79V201H78V195L74 192L73 193V191H72V189H71V191ZM112 192V191H111ZM110 193V192H109ZM156 194V195H153V197H152V194ZM200 193V194H199ZM29 194V193H28ZM59 194V193H58ZM79 194V193H78ZM89 194V193H88ZM94 194V195H93ZM93 194H91V195H93V196H95L96 194L93 192ZM2 194L0 193V196H1ZM9 195V194H8ZM68 195L70 196L69 198H68ZM77 196V198H76V196ZM90 195V194H89ZM89 195H87V194H84V196H89ZM90 195V196H91ZM104 195H106V194H104ZM30 196H32V195H30ZM63 196V195H62ZM63 196V197H64ZM93 196H91L92 198H93ZM107 196V198H108V196L109 197H111V198H109V201L108 202H112V201H110V200H112V195L110 194H107L106 195ZM12 197V196H11ZM23 197V196H22ZM27 197H28V195H27ZM34 197V196H33ZM44 197V196H43ZM29 198V197H28ZM35 198V197H34ZM77 199V201H76V199ZM89 198V197H88ZM88 198H86V199H88ZM106 198V197H105ZM5 199H7V198H5ZM20 199V198H19ZM45 199V198H44ZM43 199V200H44ZM84 199V198H83ZM94 199V198H93ZM92 199V200H93ZM99 199V198H98ZM97 199V200H98ZM4 200V199H3ZM9 200V199H8ZM13 200V199H12ZM29 200L31 201L32 199H30L29 198ZM36 200V199H35ZM62 200H64V199H62ZM89 200V199H88ZM194 200V203L192 204V201ZM5 201V200H4ZM19 201V200H18ZM26 199H25V201H23V202H25L26 203ZM30 201H28L29 203H30ZM65 202L67 201V200H64ZM90 201H91V198H90ZM89 201V202H90ZM107 201V200H106ZM105 201V204L107 203L108 204V202H106ZM27 202V203H28ZM33 202V201H32ZM31 202V203H32ZM56 202V201H55ZM62 202V201H61ZM78 202V203H77ZM98 202V201H97ZM102 202V201H101ZM18 203V202H17ZM27 203H26V206H24L23 208H25V210H26V212L23 214V217L21 218V217H18V219L19 220H16V221H19L18 222V227H19V229L24 233V235H23V237H25V239H27L28 240V242H27V240H26V242H27V244H28V249H26V253L28 252V251H30V250H33V249H36V247H37V242L39 241V236L40 235H38L39 233L37 232V219H36V212H35V210L32 208L33 207V205H32V207L30 206V204H29V206L27 205ZM36 203V202H35ZM66 203H68V201L66 202ZM73 203V204H74ZM113 203V202H112ZM58 204V203H57ZM102 204V203H101ZM110 204V203H109ZM121 204H123V203H121ZM120 204V205H121ZM11 205V204H10ZM25 205V204H24ZM65 204H63V206H64ZM83 205V204H82ZM96 205V204H95ZM94 205V206H95ZM114 205V204H113ZM73 206V205H72ZM71 206V207H72ZM81 206V205H80ZM85 206V205H84ZM88 206V205H87ZM107 206V205H106ZM110 206V205H109ZM108 206V207H109ZM117 206V205H116ZM65 207V206H64ZM76 207V206H75ZM89 207V206H88ZM112 207V206H111ZM110 207V208H111ZM115 207V206H114ZM119 207V206H118ZM122 207V206H121ZM121 207H119L120 209H123V208H121ZM124 207V206H123ZM98 208V207H97ZM113 208V207H112ZM111 208V209H112ZM78 209V208H77ZM86 209V208H85ZM85 209H84V211H85ZM108 209V208H107ZM24 210V211H25ZM116 210V209H115ZM89 211V210H88ZM121 211V210H120ZM110 212V211H109ZM111 213V212H110ZM93 215V214H92ZM18 216V215H17ZM20 216H21V214H20ZM107 216V215H106ZM109 216V215H108ZM122 216V215H121ZM2 219V218H1ZM13 219V218H12ZM138 220V219H137ZM15 223V222H14ZM138 224V223H137ZM123 226V225H122ZM130 226H132V225H130ZM126 229V228H125ZM128 229V228H127ZM22 234V233H21ZM126 236V235H125ZM137 236V235H136ZM127 238V237H126ZM140 238V239H141ZM103 239V238H102ZM127 240V239H126ZM135 242V241H134ZM124 244H125V242H124ZM126 245V244H125ZM27 247V246H26ZM126 247V246H125ZM120 248V247H119ZM25 249V248H24ZM127 249V248H126ZM124 250V249H123ZM119 251V250H118ZM118 251H117V254H118ZM141 251V250H140ZM258 251V252H257ZM25 253V252H24ZM30 253V252H29ZM23 254V253H22ZM119 254H120V252H119ZM23 255H26V254H23ZM22 255V256H23ZM113 255H115V254H113ZM153 255V256H152ZM22 256H21V261H19L20 262V264H27L26 263V260H25V258H22ZM103 257V256H102ZM99 258V257H98ZM117 258V257H116ZM154 258H156V259H154ZM140 260V259H139ZM98 261V260H97ZM108 261V260H107ZM110 262V261H109ZM107 263V262H106ZM19 264V263H18Z\"/></svg>",
    "mask_w": 264,
    "mask_h": 264
}]
</instances>
